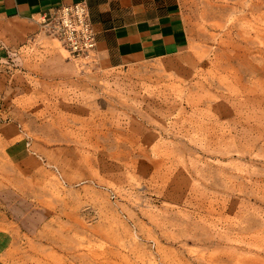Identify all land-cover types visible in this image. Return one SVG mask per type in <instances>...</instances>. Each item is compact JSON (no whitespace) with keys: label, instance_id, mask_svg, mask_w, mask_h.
Returning a JSON list of instances; mask_svg holds the SVG:
<instances>
[{"label":"rangeland","instance_id":"obj_1","mask_svg":"<svg viewBox=\"0 0 264 264\" xmlns=\"http://www.w3.org/2000/svg\"><path fill=\"white\" fill-rule=\"evenodd\" d=\"M260 1L188 0L187 53L0 108V264L116 261L117 239L119 264H264Z\"/></svg>","mask_w":264,"mask_h":264},{"label":"crops","instance_id":"obj_2","mask_svg":"<svg viewBox=\"0 0 264 264\" xmlns=\"http://www.w3.org/2000/svg\"><path fill=\"white\" fill-rule=\"evenodd\" d=\"M187 1L0 0V108L31 83L72 80L83 63L107 72L187 53ZM75 3L87 7L97 40L83 57L71 56L43 30L44 15ZM255 5L249 13L264 20V0Z\"/></svg>","mask_w":264,"mask_h":264},{"label":"built area","instance_id":"obj_3","mask_svg":"<svg viewBox=\"0 0 264 264\" xmlns=\"http://www.w3.org/2000/svg\"><path fill=\"white\" fill-rule=\"evenodd\" d=\"M43 17L44 32L66 48L71 56L83 57L95 49L96 34L84 4L63 5Z\"/></svg>","mask_w":264,"mask_h":264},{"label":"bare ground","instance_id":"obj_4","mask_svg":"<svg viewBox=\"0 0 264 264\" xmlns=\"http://www.w3.org/2000/svg\"><path fill=\"white\" fill-rule=\"evenodd\" d=\"M33 228L40 234L44 233L43 227L40 228V229H37V226H34ZM106 231H107L106 232L107 234H112L111 232L108 231V229H106ZM186 232L188 233L187 230H186ZM109 236L111 238L113 237L111 235H109ZM115 238H117V237H115ZM117 240L119 241V239H117ZM117 240H114L116 244H114V242L113 243L111 242L109 244L110 245L109 246L110 250L113 251L116 261L115 260L114 261H112V260L108 261V260H106L104 258L102 259V258L97 257V255L88 256L87 254H83V255H81L84 258V263L83 264H119L118 262H119L120 258H121V260L123 259V255H122L121 251H119V248L121 247V245L118 244ZM47 242H49L48 244H54L55 241L54 240L53 241L52 240H48ZM55 245L56 244H54V246ZM259 251H262V249H260ZM258 257H259V254H253L252 256L248 257V259L250 261L249 264H258V263L253 261V260H255ZM69 264H72V263H69Z\"/></svg>","mask_w":264,"mask_h":264}]
</instances>
